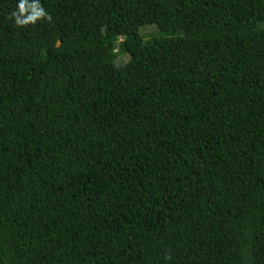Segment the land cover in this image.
<instances>
[{
	"label": "trees",
	"instance_id": "obj_1",
	"mask_svg": "<svg viewBox=\"0 0 264 264\" xmlns=\"http://www.w3.org/2000/svg\"><path fill=\"white\" fill-rule=\"evenodd\" d=\"M0 264H264V0H0Z\"/></svg>",
	"mask_w": 264,
	"mask_h": 264
},
{
	"label": "rangeland",
	"instance_id": "obj_2",
	"mask_svg": "<svg viewBox=\"0 0 264 264\" xmlns=\"http://www.w3.org/2000/svg\"><path fill=\"white\" fill-rule=\"evenodd\" d=\"M147 27H150L147 29ZM145 29H147L148 32H152V34H159V31L157 30L156 27L154 26H146V27H143V30L145 31ZM123 57L119 56L118 59H117V63L118 64H121L124 60L123 59H127V55H122Z\"/></svg>",
	"mask_w": 264,
	"mask_h": 264
},
{
	"label": "clouds",
	"instance_id": "obj_3",
	"mask_svg": "<svg viewBox=\"0 0 264 264\" xmlns=\"http://www.w3.org/2000/svg\"><path fill=\"white\" fill-rule=\"evenodd\" d=\"M17 23H20V21L18 20Z\"/></svg>",
	"mask_w": 264,
	"mask_h": 264
}]
</instances>
